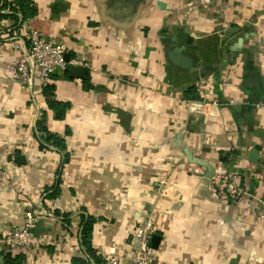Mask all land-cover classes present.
Returning <instances> with one entry per match:
<instances>
[{
    "label": "crops",
    "instance_id": "crops-1",
    "mask_svg": "<svg viewBox=\"0 0 264 264\" xmlns=\"http://www.w3.org/2000/svg\"><path fill=\"white\" fill-rule=\"evenodd\" d=\"M31 2L36 14L18 28L0 21V234L27 211L52 214L15 251L21 264L108 254L132 264L134 230L148 219L160 235L148 264H264V0ZM30 29L86 67L84 78L51 76L63 111L35 74L16 77L10 42L27 46ZM44 127L64 148L44 141ZM230 172L249 187L240 201L212 189ZM82 214L95 220L94 254L81 244Z\"/></svg>",
    "mask_w": 264,
    "mask_h": 264
},
{
    "label": "built area",
    "instance_id": "built-area-1",
    "mask_svg": "<svg viewBox=\"0 0 264 264\" xmlns=\"http://www.w3.org/2000/svg\"><path fill=\"white\" fill-rule=\"evenodd\" d=\"M20 15V14H19ZM28 45L20 42H10L20 52L16 63V77L27 80L31 74H35L41 91L51 84V76L57 71H65L69 64L81 63L76 59L66 60V45L55 38H47L38 29H30L28 33ZM231 103V101H230ZM212 179V189L221 192L229 201H240L250 195L249 187L242 182L238 172L216 175ZM261 213L264 217V197L260 200ZM52 215L45 210L27 211L24 223L18 229L0 234V251H20L29 246L33 240L32 230L38 219L43 215ZM156 228L151 219L137 226L133 237L138 243L132 257V264H148L155 256V249L150 245L152 235ZM103 264H124L120 258L113 254L102 257Z\"/></svg>",
    "mask_w": 264,
    "mask_h": 264
},
{
    "label": "trees",
    "instance_id": "trees-1",
    "mask_svg": "<svg viewBox=\"0 0 264 264\" xmlns=\"http://www.w3.org/2000/svg\"><path fill=\"white\" fill-rule=\"evenodd\" d=\"M7 3V0H0V21L3 19H13L15 22V29L22 23L23 19L27 16L35 15L36 9L32 5L31 0H11ZM10 5V13L4 12L3 7L7 4ZM17 12H20V16L17 15ZM43 94L47 100V102L54 108L63 111V109L67 106V103H61L60 101H56L54 99V91L53 86L50 84L43 89ZM185 98H196V91L194 87H189L184 92ZM44 141L52 142L61 150L64 148L63 142L59 137L55 134L50 133L45 127L42 128ZM58 187L55 185L51 192L47 193V197H55L57 195ZM83 218V227L81 230L82 238L81 244L84 247L85 251L94 254L93 249L91 248V230L95 220L85 214H82ZM23 255L21 253L7 251H0V264H21ZM98 262V261H97Z\"/></svg>",
    "mask_w": 264,
    "mask_h": 264
},
{
    "label": "water",
    "instance_id": "water-1",
    "mask_svg": "<svg viewBox=\"0 0 264 264\" xmlns=\"http://www.w3.org/2000/svg\"><path fill=\"white\" fill-rule=\"evenodd\" d=\"M172 40H175V37H172ZM171 49L169 50V57L171 58L172 61H175L179 64L180 63V57L182 56L180 55V53H178L179 47L173 42L171 45ZM65 59L68 61L69 57L67 54H65ZM68 74L71 77H76V78H84L85 77V73H86V67H84L83 65H73V64H69L68 68H67ZM208 177L212 176L211 171H208L207 173ZM160 242V235L157 233H154L150 239V245L156 249L159 245Z\"/></svg>",
    "mask_w": 264,
    "mask_h": 264
}]
</instances>
